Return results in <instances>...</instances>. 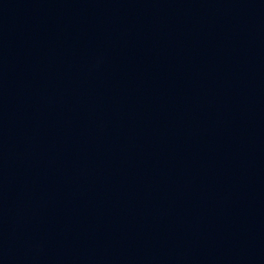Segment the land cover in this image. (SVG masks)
Returning <instances> with one entry per match:
<instances>
[{
    "label": "water",
    "instance_id": "water-1",
    "mask_svg": "<svg viewBox=\"0 0 264 264\" xmlns=\"http://www.w3.org/2000/svg\"><path fill=\"white\" fill-rule=\"evenodd\" d=\"M0 264H264V0H0Z\"/></svg>",
    "mask_w": 264,
    "mask_h": 264
}]
</instances>
